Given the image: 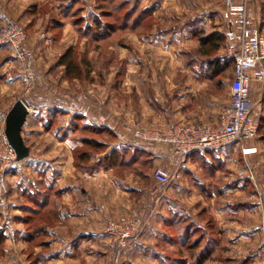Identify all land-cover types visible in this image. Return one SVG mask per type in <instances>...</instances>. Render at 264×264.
<instances>
[{"label": "rangeland", "instance_id": "rangeland-1", "mask_svg": "<svg viewBox=\"0 0 264 264\" xmlns=\"http://www.w3.org/2000/svg\"><path fill=\"white\" fill-rule=\"evenodd\" d=\"M0 1H3L0 3V30L13 24L23 30L26 35L23 50L30 63L29 66H23L13 50L5 46L0 47L1 81L18 80L21 82L14 88L13 95L10 83L0 85V132H4L5 129L6 116L4 117V114L18 100L23 101L24 104L50 109L67 107L68 104L74 108L76 106L75 112L80 115L77 121L79 125L87 124V126L95 128H108L113 133V136L108 133L104 134V132L97 135L81 134V136L89 135L98 138L109 144L108 149L102 150L78 147L81 148L78 157L83 152L93 153L91 164L94 163L93 159L95 162L101 160L111 148L123 146L118 134L123 132L126 125L163 130L161 126L153 123V96L157 92L153 84L158 78L183 77L187 75V69L190 70V68H192L194 77L208 76L205 67L207 59L198 53L199 35L206 34V31H209L212 26L214 27L215 21L211 17L214 18L215 15H219L217 19L220 21V27L223 28L224 14H228L226 0H143V3L138 5L136 0H129L128 7L122 11H117L116 5L106 8L111 14L101 19L100 29L106 28L109 34L96 36V27L92 19L95 15L100 16V11L97 9L99 2L94 1L93 3L92 0H86L85 3H82L84 9L81 16H84L86 21L74 25L73 21L77 16L63 17L60 5H57L60 4V1L49 0L48 3L38 7V5H34L36 0H31L25 6L27 19L14 20V22L9 17L10 14L12 15V5L8 0ZM120 1L113 0V4ZM257 1L260 3V0ZM262 1L264 2V0ZM153 2L157 7L155 11L157 13L156 15L153 13L146 19L145 28L126 29L123 27L124 16L129 9L136 10L134 19L143 8L151 7ZM53 5L58 6L57 10ZM89 10L94 13H89ZM220 16L224 19L221 20ZM261 17L260 13L255 23L264 37V20ZM196 20H199L197 24H195ZM211 20L214 23L209 25ZM228 22L226 20V25ZM88 24L91 26L89 29ZM188 26H190L189 29H187ZM222 48H224V54L218 53L222 60L232 59L233 57L226 53L225 45ZM68 52H71L70 59L73 62V71L69 76L66 66L60 63L61 58ZM233 65L234 63L230 61L224 74L219 77L220 80L223 78L225 80V85L222 86L223 91H221L223 83L216 84L218 89L216 97L220 103H223V96H226L225 92L228 91L233 80ZM78 72L80 73L76 76ZM23 79L29 80V83L24 80L26 86L22 83ZM196 84L195 88H200V85ZM216 85L208 81L205 87L209 92L214 90ZM256 92H258L257 95ZM254 96L261 97L260 104L264 108V83L251 88L250 99ZM164 105L166 108L169 107L168 102H165ZM59 116L57 113L52 115L53 118L43 116V122L48 124V128L44 127L47 131L44 129L43 136L32 134L33 136L30 137L24 133V138H27L26 146L29 147L31 141H28L32 140L37 144L33 149L34 154L45 157L46 162L50 163L56 162L59 154L66 153V147L54 145L58 126L67 123L65 120L60 121L61 117ZM49 120L51 121L49 122ZM47 133L49 134L46 135ZM78 136L80 135L78 134ZM29 137L30 139H28ZM254 142L257 153L254 154L252 162H249L253 169L252 178L241 177L240 173L245 166L244 160L240 157L239 146L233 145L224 148L226 150H224L223 165L217 159L212 160V167H221L220 169H222L223 174L220 177L213 176L211 169L207 172L205 166H199V174L210 184L209 190L212 189V192L219 194L222 192L221 190H224L220 198L207 196V198L200 199L199 196L191 195L190 191H187L189 187L186 183L184 185L176 184V177L171 185L172 190L170 189L168 194H164L165 198L161 196V205L164 207L170 205V208H173L170 210L177 212L176 216L185 214L184 212L199 215L202 210H205L206 215L202 221L207 224V220L210 218L216 224L218 220H216L215 212L221 206L225 208L223 213L225 221L229 222L236 216L232 214L233 211L245 210L244 208L248 207L249 203L255 210L251 219L256 220L257 233L260 234L264 242V131L258 132ZM132 143V151L128 158L137 159L136 163L130 165L129 169L126 168L128 170L125 173L122 166H116L113 174L117 179H121L120 181L125 180L126 183L122 184L127 186L138 183L135 180L137 174L141 177L139 183L150 184L154 170L162 165L158 162L153 163L151 154L134 153L137 146L147 148V145L137 141ZM49 145L50 148L46 149ZM72 155L74 156L75 153ZM77 162L80 160L78 159ZM36 166L35 168L24 165L18 167L16 164L10 168L0 166V232H3L5 236L7 234V237L14 235L12 224L19 222L17 219L21 216L25 218L31 216L29 222L23 224L25 231L29 229L32 232L44 224L50 226L51 231H55L57 223L55 214L57 208L55 192L57 190L55 188L49 194L50 208L54 212L44 211L39 216H35V214H28L22 209L24 205L32 206L34 209L37 207L36 203L32 204V201H29L26 194L30 191H35L34 193L39 191L43 194L49 190L50 185L55 183L53 177H55L56 171H53L51 177L47 178L43 184L40 181L45 178L44 173L40 171L43 166ZM99 167L105 168L103 164ZM86 183L88 184V182ZM183 186L185 187L182 188ZM152 188L155 191H161L162 194V188L157 183ZM176 188L179 189L178 192H176ZM100 209L103 210V207ZM121 215L124 214L110 216L106 222L108 219H116ZM17 216L18 218H16ZM106 222L101 228L102 231H105ZM18 226L22 225L18 224ZM150 227L149 223L143 230L142 236L128 246L118 264H156L153 262V254L156 251L154 246L157 243L152 240V236L146 242L142 240L143 235L149 231ZM43 242L44 239L38 237L27 244L24 242H22L23 244L21 242L6 243L3 247L6 250L0 262L3 263L7 260L6 262H12V264H39L37 260L41 254H51L60 248L52 243L46 245ZM107 244L97 248V250L106 253L105 259L92 260L89 258L90 251H87V247H82L78 253L79 257L68 258V264H117L114 252L109 247V241ZM222 246L224 247L223 244ZM223 251L225 252V249ZM147 254L151 256H147ZM213 263L211 262V264Z\"/></svg>", "mask_w": 264, "mask_h": 264}, {"label": "crops", "instance_id": "crops-1", "mask_svg": "<svg viewBox=\"0 0 264 264\" xmlns=\"http://www.w3.org/2000/svg\"><path fill=\"white\" fill-rule=\"evenodd\" d=\"M29 1L31 0H8V2L12 5V15H8L10 20L12 19V22H14V20L27 19L25 6ZM44 1L45 0H36L34 5L41 7L42 4L49 2V0L46 2ZM54 1H60L59 3L61 4V1L63 0ZM79 1L81 3H85L86 0ZM94 1L97 2V0H92L93 3ZM234 1L239 2L240 0ZM249 1L251 15L254 18V21H257V18L261 13L260 3L257 0ZM2 2L3 1H0V3ZM136 3L137 5L142 4L143 0H136ZM154 4L155 2H153L152 6L148 7V9H152L154 15H156L157 12L155 11L157 10V7ZM53 7L56 10L58 8V6L55 5H53ZM144 9L146 8H143V10ZM89 13L93 14L94 12L89 10ZM217 17H219V15H215L214 18L211 17L215 23L211 20L212 22L209 25L214 23V27L212 26L209 31H206V35L213 31H219L224 34L228 25H226V20L228 22V14H224L225 23L223 28L220 27V21ZM224 18L221 17L220 19L222 20ZM195 22V24H197L199 20H196ZM189 28L190 26H188L187 29ZM219 52L224 54V48H221ZM205 67L207 68L206 73L209 75L201 78L194 77L192 68H190V70L187 69V75H184L183 77L171 76L156 79L153 84L157 91L153 96L154 124L161 126V129L165 130L178 123H219L223 110L229 106L231 90L229 86L228 91L225 92L226 96H223V103L218 102V98L216 97V93L218 91L216 84H219L220 82L223 83V85H221V91H223L225 80H220L218 76H210V70L208 69L209 66L206 64ZM24 80L26 81V79H23L22 83L26 86L27 84ZM208 81L216 85V88H214V90H210L209 92L207 91V87H205L207 86ZM6 83H10L12 85L13 95L14 88L21 82L18 80H12L11 82L6 80L1 81L0 79V85H5ZM195 84H199L200 88L198 87L196 89ZM257 84L258 83L253 81L252 88H254ZM257 93L258 92H256V95ZM260 99L261 97L259 96H254L250 99L252 113L255 118L264 110L260 104ZM165 102H168V108L164 105ZM25 105L29 110V115L22 132L25 144L27 138H24V133L30 137L33 136L32 134L43 136L45 133L44 129L48 128V124L43 122V116L46 115L53 118L52 115H56L57 113V115H60L59 117H61L60 121H67L66 124L58 126L56 140L54 139L56 141L54 144L55 146L66 147V153L59 154L56 162H46L47 160L45 157L35 155L33 149L37 144L33 143L32 140H29L28 142L31 141L29 145V156L26 159L15 163L18 167L22 165L29 167L33 166L34 168L37 167L36 165L43 166L40 170L44 173L45 177L44 180L40 179L42 183L47 178L51 177L50 175H52L53 171H56V175L53 177V181L55 183L48 187V189L52 191L54 188L57 190V192H55L57 196V208L55 210L57 223L55 231H51V228L48 225H41L39 228L45 232L39 237L44 239V244L48 245L52 243L60 248L51 254H41L40 258L37 260L39 264H68V258L79 257L78 253H80L82 247H87V251H90L89 258L92 260L105 259L106 253L97 250L98 246L108 245V239L105 235V231H102L101 228L106 222V219L110 216L128 213L139 214L142 217H146L151 214V227L148 232H145L142 240L146 242V240L151 239L152 236V240H155L154 242L157 243L156 245L154 244L156 246H154L156 251L153 254V262L158 264L165 256L166 251L173 252L176 249L177 229L174 225L176 221H173V219L177 212L170 210L173 209L170 208V205H165V207L162 206V201L160 200L161 196L164 198L166 197L165 195L172 190V186L164 193L165 195H162L161 191H155L154 188H152V186L155 187L156 185L153 177L150 179V184H141L139 183L141 177L138 174L135 178L138 183L127 186L122 184L123 182L126 183L125 180L120 181L121 179H117L114 176V168L116 167H105L104 169L99 167L89 173L79 172L74 165L75 160L72 155V153L74 154V150L82 146V143L77 137V132L73 127L75 118L80 116L77 112H75L77 107L75 106L74 108V106L71 107V105L68 104L67 107L62 106L57 109H50L48 107H35L30 104ZM12 106L8 109V111H6L4 117L10 111ZM50 121L51 120H49V122ZM48 134L49 133L46 135ZM30 137L28 139H30ZM254 140L248 142L246 146L254 147L256 145ZM143 145H147V148L140 146L137 147L143 149L146 153L151 154L153 163H161V167H164L165 169H177V161L173 156L171 147L163 145ZM121 147H128L132 150L133 144L132 146ZM49 148L50 145L48 148L46 147V149ZM224 150L226 149L209 154L199 153L197 155H193L190 158V161L186 165L181 166L177 171L178 175L176 184L184 185V183H186L189 187L187 188V191H190L189 193L191 195L199 196L200 199H204V197L207 198V196L220 198L221 194L224 193V190H221L222 192H220V194L212 192V189L209 190L208 187L210 184L199 174V166H204L203 163L212 164V160L215 158L220 159L222 162L221 165H223L225 160L223 156L225 152ZM240 157L243 158L242 154H240ZM253 157L254 155L247 156V161L252 162ZM220 168H218L215 172L217 177H220V175L223 174L222 169ZM122 169H125V173L129 168L126 169L122 167ZM206 175H208V173H206ZM86 182H88V184ZM184 187L185 186L182 188ZM178 191L179 189L176 188V192ZM34 192L35 191H30L29 194H35ZM247 206L248 207L244 208L245 210L239 209L233 211L232 214L236 216L229 222L225 221V214H223L225 209L224 207L221 206V208L216 210V220L219 222V224L218 222L216 223V230L220 231V247L223 250L225 249V252L223 251V258L225 262H215L213 264H264V242L261 239L260 234L258 235L257 233L256 220L254 218L251 219V215H254L255 210L252 209L249 203ZM100 207H103V210L100 209ZM44 208V211L51 209L50 205L45 206ZM22 209L24 210L25 207L23 206ZM184 213L185 214H180L182 216H178L181 218L183 217L190 223L197 225L202 231L207 232V224L202 221L199 215H196V213L193 215L190 212ZM16 218H18V216ZM17 220H19V222L17 221L12 224L14 235L7 237L6 234L7 244H17L19 242H21V244H23L22 242L27 244L28 242L38 238V236L29 238L28 233L23 228L24 221L22 220V216ZM17 223L22 226L19 227ZM23 229L24 231L22 232ZM147 256L151 255L147 254ZM6 261L3 263L0 262V264H12V262Z\"/></svg>", "mask_w": 264, "mask_h": 264}, {"label": "built area", "instance_id": "built-area-1", "mask_svg": "<svg viewBox=\"0 0 264 264\" xmlns=\"http://www.w3.org/2000/svg\"><path fill=\"white\" fill-rule=\"evenodd\" d=\"M229 22L224 32L226 53L234 58L233 80L230 85L231 99L223 112L219 123L203 122L178 123L167 130L136 128L126 125L118 134L123 146H131L133 141L148 145L169 146L177 161V169L169 170L158 167L153 172V179L161 186L162 195L171 187L181 166L186 165L193 153L219 151L236 145L241 149L244 160L242 176L253 177V169L247 156L257 153L256 147L246 144L254 140L259 125L252 113L250 94L252 82L264 83V37L250 12V1L226 0ZM26 35L17 25H10L0 30V47H9L16 54L23 66H29L23 44ZM29 83V80H26ZM17 156L8 143L4 132H0V166L10 168L16 163ZM151 214L142 217L139 214H124L116 219H108L105 235L109 247L114 252L118 264L129 245L136 242L149 225Z\"/></svg>", "mask_w": 264, "mask_h": 264}, {"label": "trees", "instance_id": "trees-1", "mask_svg": "<svg viewBox=\"0 0 264 264\" xmlns=\"http://www.w3.org/2000/svg\"><path fill=\"white\" fill-rule=\"evenodd\" d=\"M60 8L62 10V16L63 17H71L74 16L76 19L73 21L74 25H79L80 23L86 21L84 16H81L83 12V5L79 0H63L61 1ZM99 2L97 5V9L100 11V16H94L92 19V22H94L96 30L95 35L96 36H105L106 34H109V32L106 30V28L100 29L102 26L100 21L104 16H108L111 14V12H108L106 8L110 5H116L117 11H122L126 7H128L129 2L128 0H121L117 4H113V0H97ZM260 12L262 14V19L264 20V2L260 0ZM136 10L131 8L129 9L124 16L123 21V27L124 28H145V21L149 17L153 15V10L146 9L142 10L140 14H138L137 17H134ZM102 16V17H101ZM98 17V18H97ZM133 22V25H132ZM89 25V24H88ZM109 25V24H108ZM91 26H88V29ZM110 27V26H109ZM225 45V36L223 33L219 31H213L209 34H202L199 35V50L198 53L205 57L207 59V65L209 66L208 69L210 70V76H218L221 77L222 74L226 71L229 62L234 63V58L227 59L225 61L222 60L220 55L218 54L221 48ZM71 52H68L66 55H64L60 63L61 65H65L67 69V75H71L72 73V67L73 62L71 61ZM233 71H234V65H233ZM80 72L77 73L76 76H78ZM224 79V78H223ZM79 118H75L73 122V127L76 130V132L80 135L79 141L82 143V149L84 147H90L93 150H102V149H108L109 144L106 141L99 140L98 138L91 137V136H81L83 133H90V134H101L102 132L111 134L113 136V133L108 128H95L87 125H79L78 121ZM256 120L259 125L258 132L264 131V112L262 111L256 116ZM77 134V135H78ZM115 136V135H114ZM81 137V138H80ZM81 148H77L74 150V158H75V167L80 172H92L93 170L97 169L98 166L103 164L105 167L111 168L116 166H122L124 168L130 167V165H133L136 163L137 159H129L128 155H130L131 151L128 147L119 148V147H113L110 150H108L107 154L101 158V160H98L91 164V160L93 158V153L90 151L83 152V154L78 157V152H80ZM146 154V152L143 149H134V153L140 154V153ZM216 151H206L204 153H212ZM200 152L193 153V155H197ZM148 154V153H147ZM191 156V157H192ZM78 159L80 162H77ZM217 159V158H215ZM220 161V159H217ZM221 162V161H220ZM90 163V164H89ZM207 171L211 169V172L213 173V176L216 174V170L218 169L212 167V164L203 163ZM52 192V190H48L47 192L41 194L39 192L35 194H26L29 201H32V204H37V207L34 209L32 206L24 205L25 211L28 214H35V216H39L41 213L44 212V207L50 205L49 204V194ZM52 209H48L45 212L50 213ZM205 210H202L199 213V217L202 219L205 216ZM31 216L22 217V220L24 223L29 222ZM207 217V216H206ZM210 219V218H209ZM207 220V232L202 231L197 225L190 223L189 221L185 220L184 218H181L179 216L174 215L175 220V228L177 229L176 235V249L173 252L166 253L165 256L159 261L158 264H211V262H225L223 258V250L220 247L221 239H220V231L216 230V224L214 221ZM26 232L28 233L29 238L41 236L42 233L45 231L41 228H35L32 232L27 229ZM6 244V236L3 232H0V260L3 258L5 249L3 248Z\"/></svg>", "mask_w": 264, "mask_h": 264}, {"label": "water", "instance_id": "water-1", "mask_svg": "<svg viewBox=\"0 0 264 264\" xmlns=\"http://www.w3.org/2000/svg\"><path fill=\"white\" fill-rule=\"evenodd\" d=\"M28 115V108L23 101L18 100L14 103L5 118L4 133L8 143L16 153L17 161L26 159L30 154L29 147L26 146L22 136L23 127L26 123Z\"/></svg>", "mask_w": 264, "mask_h": 264}]
</instances>
